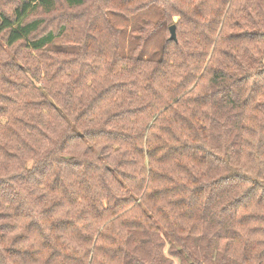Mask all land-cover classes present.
Returning a JSON list of instances; mask_svg holds the SVG:
<instances>
[{
  "label": "clouds",
  "instance_id": "9594fccd",
  "mask_svg": "<svg viewBox=\"0 0 264 264\" xmlns=\"http://www.w3.org/2000/svg\"><path fill=\"white\" fill-rule=\"evenodd\" d=\"M0 264H264V0H0Z\"/></svg>",
  "mask_w": 264,
  "mask_h": 264
}]
</instances>
